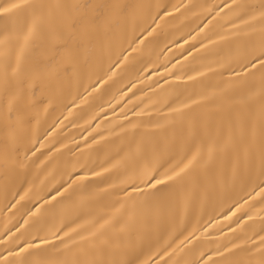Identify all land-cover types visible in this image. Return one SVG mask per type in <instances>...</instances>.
Masks as SVG:
<instances>
[{"label":"bare ground","instance_id":"1","mask_svg":"<svg viewBox=\"0 0 264 264\" xmlns=\"http://www.w3.org/2000/svg\"><path fill=\"white\" fill-rule=\"evenodd\" d=\"M12 4L0 264H264V0Z\"/></svg>","mask_w":264,"mask_h":264},{"label":"snow or ice","instance_id":"2","mask_svg":"<svg viewBox=\"0 0 264 264\" xmlns=\"http://www.w3.org/2000/svg\"><path fill=\"white\" fill-rule=\"evenodd\" d=\"M20 5H17V4H12L10 6V8H2L0 9V12H8L10 11L12 8H17L19 7ZM256 60L262 65L264 66V52H261L260 55L256 58ZM255 63V62H254ZM254 66V64H253ZM157 183H159V181H157ZM29 247H31V245H29Z\"/></svg>","mask_w":264,"mask_h":264}]
</instances>
